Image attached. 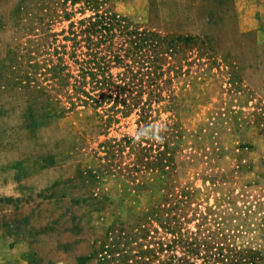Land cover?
Instances as JSON below:
<instances>
[{
  "label": "rangeland",
  "instance_id": "374dc122",
  "mask_svg": "<svg viewBox=\"0 0 264 264\" xmlns=\"http://www.w3.org/2000/svg\"><path fill=\"white\" fill-rule=\"evenodd\" d=\"M104 10L175 43L147 109L149 125L166 128L169 175L141 169L122 145L105 155L101 144L143 128L139 110L94 105L76 88L80 30ZM109 65L115 82L122 64ZM262 115L264 0H0V248L17 247L27 264H118L120 253L130 263L144 249L140 220L176 205L182 233H213L264 264ZM146 226L148 241L171 237Z\"/></svg>",
  "mask_w": 264,
  "mask_h": 264
},
{
  "label": "trees",
  "instance_id": "16d2710c",
  "mask_svg": "<svg viewBox=\"0 0 264 264\" xmlns=\"http://www.w3.org/2000/svg\"><path fill=\"white\" fill-rule=\"evenodd\" d=\"M82 2L91 9H97L105 3V0H82ZM80 24H84V22ZM80 33L84 38L86 48L84 55L87 60L83 61V64L80 63V73L75 79L77 90L91 100L94 105L113 98L112 108L114 110L127 113L130 109L137 108L139 110L138 126L149 125L147 109L152 97L155 96L153 93L158 87L157 79L162 74L161 64L164 58L161 53H172L175 45L173 40H165L153 32L138 31L136 28L129 29L128 21L110 10L95 13L87 20ZM114 37H123L121 45L107 53L106 50L112 45ZM181 40L186 41L187 39L182 38ZM103 51L105 53L100 55ZM124 59H129V62L124 63ZM157 61L159 65H156ZM109 62H113L114 65L122 64L123 67V71L117 75L115 82L112 80V75L108 73ZM85 86L90 87L91 92L97 91V93L93 96L89 95L83 89ZM111 86H114V90L105 94L103 90H109ZM143 94L147 95L145 101L141 99ZM118 105L121 108L117 107ZM260 118L262 119L260 133L264 134V115ZM151 141L154 140L145 139L140 143H135L132 138H123L113 144L103 143L100 147H103L105 155H111L115 148L122 145L123 148L128 147L130 153L135 156V163L141 169L164 170L168 175L175 172V164L169 153L170 146L167 139L164 138L163 142L156 141L155 148ZM147 144H149L148 147H146ZM184 200L186 199H179L176 203ZM163 201L167 202L168 198L165 197ZM174 209H176V205L164 208L162 210L165 213L163 217L159 213V208L150 209L140 220L142 223L138 230V238L144 240V243L139 246L143 245L144 249L139 247L137 254L131 256L130 263L127 259L129 255L119 251L121 258L118 264H196V260H199L200 264L261 263L262 256L259 251L232 247L221 241L223 238H218L213 233H208L202 238L198 236V231L190 235L182 233L178 213ZM152 221L158 222L164 233H168L171 237L164 241L160 237L152 240L150 236L148 241L149 231L146 225L151 224ZM108 234L111 235L114 242L113 250H109V246L106 248L105 245L101 246V251H104L106 255H110L109 252L114 251L118 243L114 230H108ZM122 238L123 236L120 237V239ZM124 238V242L128 243V237ZM127 250V252L130 251V249ZM104 259L106 262L108 261L107 256L103 257ZM84 260L86 259H81V261Z\"/></svg>",
  "mask_w": 264,
  "mask_h": 264
},
{
  "label": "clouds",
  "instance_id": "9594fccd",
  "mask_svg": "<svg viewBox=\"0 0 264 264\" xmlns=\"http://www.w3.org/2000/svg\"><path fill=\"white\" fill-rule=\"evenodd\" d=\"M166 128L163 123L159 125H145L136 131V134L132 137L135 143H140L145 139H152L157 142H163Z\"/></svg>",
  "mask_w": 264,
  "mask_h": 264
},
{
  "label": "crops",
  "instance_id": "0c3cea01",
  "mask_svg": "<svg viewBox=\"0 0 264 264\" xmlns=\"http://www.w3.org/2000/svg\"><path fill=\"white\" fill-rule=\"evenodd\" d=\"M0 264H27L17 247L0 248Z\"/></svg>",
  "mask_w": 264,
  "mask_h": 264
}]
</instances>
